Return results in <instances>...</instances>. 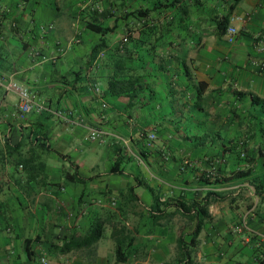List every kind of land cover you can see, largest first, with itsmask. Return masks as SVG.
<instances>
[{
	"label": "crops",
	"instance_id": "0c3cea01",
	"mask_svg": "<svg viewBox=\"0 0 264 264\" xmlns=\"http://www.w3.org/2000/svg\"><path fill=\"white\" fill-rule=\"evenodd\" d=\"M229 14L232 41L217 31ZM93 27L114 28L98 54ZM127 35L135 38L129 66L145 71L134 100L108 91L113 50ZM184 60L208 86L207 111L195 106ZM0 78L44 107L21 117L18 96L0 89V264H120L110 229L97 256L58 247L137 185L146 211L126 264H180L187 223L183 210L170 214L208 192L221 195L199 237V262L264 264V194L256 193L264 186V0H0ZM94 129L102 137L91 142ZM239 171L250 173L232 176Z\"/></svg>",
	"mask_w": 264,
	"mask_h": 264
},
{
	"label": "trees",
	"instance_id": "16d2710c",
	"mask_svg": "<svg viewBox=\"0 0 264 264\" xmlns=\"http://www.w3.org/2000/svg\"><path fill=\"white\" fill-rule=\"evenodd\" d=\"M229 24L230 14L218 23L217 31L219 37L222 38L227 34ZM90 30L102 36L101 43L93 50V54H98L107 49L108 45L104 36L108 33H112L114 28L103 29L101 27H93L90 28ZM126 37L128 42L124 43L123 38L121 44L113 50L114 75L108 81V91L111 96L125 97L128 100H134L138 97L139 89L144 88L146 85L144 81L145 71L140 68L129 66L134 61L132 56L134 51H132L130 45L135 41V38H130V35ZM153 63L160 71L167 70L166 59L157 54H154ZM182 65L187 81L197 91L196 108L200 111H207L205 104L206 106L208 105L209 108H212V105L208 102L212 100V96H206L208 89L207 84L195 80L196 78H194L195 76L186 60L182 62ZM251 97L254 104H258L262 101L255 95H251ZM151 142L148 137V144ZM243 145L244 144L240 145V149H243ZM244 153L243 157L247 158V155ZM121 167L122 161L118 158L113 165L112 173H118ZM249 173L250 171L233 172L232 176L238 178L246 176ZM216 182L219 183L222 182V180L217 179ZM142 185H144V183L140 182V186ZM137 186L127 187L125 190L119 192L117 197L119 201L118 204L114 202L103 204L102 208L105 210L104 214L93 220L89 231L85 234L74 232L61 247H58L59 251L66 254L80 250L85 252L88 256H97L98 244L105 238L107 230L110 229V239L115 244L117 262L120 264L128 263L133 252L134 244L139 235V225L146 211L139 195L136 193ZM256 193L258 196L264 194V186H257ZM220 195L221 194L215 192H208L201 202L194 201L189 205L182 203L179 205L180 210H176L170 214L174 217L178 211L183 210L186 218L187 224L182 229V232L179 233L177 239V260L180 264H202L197 259L198 247L200 244L199 237L204 229L206 221L211 219L209 207L217 201V197H220ZM154 197L157 199L155 194ZM131 215L135 218L134 220L136 222V224L133 225V229L128 225ZM163 217L162 214L154 216V224L157 225ZM194 221H196V225L193 232L187 233L186 229ZM258 260H260L259 257Z\"/></svg>",
	"mask_w": 264,
	"mask_h": 264
},
{
	"label": "built area",
	"instance_id": "2783aa9c",
	"mask_svg": "<svg viewBox=\"0 0 264 264\" xmlns=\"http://www.w3.org/2000/svg\"><path fill=\"white\" fill-rule=\"evenodd\" d=\"M45 32V31H44ZM237 34V30L235 28H229L228 29V37L230 38V40L232 41L235 36ZM79 40L76 39V42H78ZM124 43L128 42L127 37H124L123 39ZM36 56H39L40 58H43L45 60V57L40 53L37 52ZM0 89L4 90L7 93H14L18 96L19 98V113L21 115V117H25L27 114H29L30 112L34 111V110H42L44 109L42 103H40L36 97L30 92V90L18 83L15 79L13 78H0ZM98 90V89H96ZM102 137V132L99 130H92L90 132V135L88 137V140L91 142H95L100 140ZM156 139V135L155 134H151L149 136V140L154 141ZM243 230L242 227H238L236 228L237 232H241ZM259 264H262L261 262L258 261ZM35 264V263H33ZM40 264H49V261L46 257L41 258L40 260Z\"/></svg>",
	"mask_w": 264,
	"mask_h": 264
},
{
	"label": "rangeland",
	"instance_id": "374dc122",
	"mask_svg": "<svg viewBox=\"0 0 264 264\" xmlns=\"http://www.w3.org/2000/svg\"><path fill=\"white\" fill-rule=\"evenodd\" d=\"M121 39H123V38H120V40H121ZM132 183H133V181H132Z\"/></svg>",
	"mask_w": 264,
	"mask_h": 264
}]
</instances>
